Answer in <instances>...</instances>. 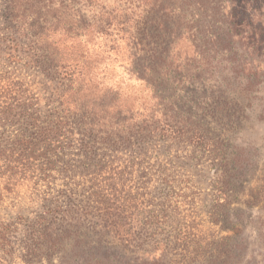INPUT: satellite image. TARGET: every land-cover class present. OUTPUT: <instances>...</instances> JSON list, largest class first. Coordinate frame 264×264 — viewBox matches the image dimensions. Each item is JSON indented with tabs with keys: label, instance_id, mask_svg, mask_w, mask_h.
I'll use <instances>...</instances> for the list:
<instances>
[{
	"label": "rangeland",
	"instance_id": "374dc122",
	"mask_svg": "<svg viewBox=\"0 0 264 264\" xmlns=\"http://www.w3.org/2000/svg\"><path fill=\"white\" fill-rule=\"evenodd\" d=\"M5 2L0 0V33ZM219 2L220 9L201 16L203 11L167 0L68 1L70 13L79 12L77 18L88 23L108 17L93 43L94 52L104 55L95 88L120 93L144 119L158 109L155 90L171 104L177 139L148 141L143 151L139 145L97 151L102 156L93 162L106 167L98 171L81 167L83 137L68 134L52 143L51 153L65 168L47 174L46 181L40 174L43 150L31 153L32 167L0 201L2 222L19 223L11 249H0V264H264V0ZM161 18L170 29L176 23L174 34L157 29ZM151 35L171 45L174 62L154 88L131 67L140 57L131 58L139 54L135 47L141 40L151 43ZM25 64L19 79L44 106L57 87L45 72ZM112 182L114 189L103 188ZM98 187L124 197L120 230L110 233L91 216L63 230L59 248L45 252L41 262L27 263L24 257L33 256L23 244L37 215L53 203L65 211Z\"/></svg>",
	"mask_w": 264,
	"mask_h": 264
},
{
	"label": "trees",
	"instance_id": "16d2710c",
	"mask_svg": "<svg viewBox=\"0 0 264 264\" xmlns=\"http://www.w3.org/2000/svg\"><path fill=\"white\" fill-rule=\"evenodd\" d=\"M68 1L5 2V27L0 33V186L4 182L0 201L12 190L19 174H25L32 167L31 153L37 154L43 150L40 157L43 158L40 167L43 181H46L47 174L64 169L65 163L60 165V162L53 160L58 155H52L55 150L52 143L68 134L77 133L83 137L80 151L86 162L81 167H97L98 171L106 167L101 162H93L94 157L102 156L96 154L97 151H133L134 145H139L137 151H143L148 141L156 139L173 143L177 139L178 132L173 125L179 124L174 121L171 104L165 98L161 100L154 93L155 90H152V98L158 109L155 110L154 106L148 119H144L137 116L139 111L120 93L95 88L104 55L94 52L93 43L97 36L104 34L105 25H109L108 17H94L88 23L83 16L77 18L79 12L75 15L70 13L74 8ZM167 1L179 3L183 8L203 11L199 14L201 16L220 9L219 0ZM166 21L156 23L157 29L161 28L160 32L165 35L174 34L176 23L170 29L167 26L169 20ZM79 23L84 27L82 35L78 32ZM153 36L151 39L147 37V43H151L146 44L141 40L142 43L135 47L139 54L135 53L131 58L140 57L132 60L131 67L140 70L139 80L154 88L153 85L162 82L160 72L174 62L169 55L171 45L158 44ZM24 61V67H36L45 72L57 87L44 106L39 104L29 89L31 87L19 79L18 70L23 67ZM59 77L61 80L56 83L55 79ZM158 116L161 118L158 119ZM70 168L69 172H72L73 167ZM108 187L114 189L115 183L103 188ZM103 188L98 187L77 203L70 201L65 211L57 203H53V207H45L26 230L27 240L23 248L33 257L27 254L25 261L41 262L45 252L59 248V237L63 230L76 227L81 220L85 223L91 216L104 221L106 231H119L121 225L118 219L127 209L125 202H122L124 197L116 190L113 195H108ZM74 191H77L76 195H84L77 189ZM17 224L18 221L6 223L0 218L1 250L11 249L10 238L17 233ZM34 235L40 240H33Z\"/></svg>",
	"mask_w": 264,
	"mask_h": 264
}]
</instances>
